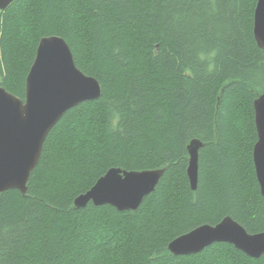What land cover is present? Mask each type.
Masks as SVG:
<instances>
[{
  "label": "trees",
  "instance_id": "trees-1",
  "mask_svg": "<svg viewBox=\"0 0 264 264\" xmlns=\"http://www.w3.org/2000/svg\"><path fill=\"white\" fill-rule=\"evenodd\" d=\"M258 0H18L0 11V87L25 99L40 41L59 36L102 95L50 132L26 194L0 192V264H264L228 243L173 255L226 217L264 232L253 151L264 92ZM193 140L199 178L188 177ZM165 169L137 211L75 200L110 169Z\"/></svg>",
  "mask_w": 264,
  "mask_h": 264
},
{
  "label": "water",
  "instance_id": "water-1",
  "mask_svg": "<svg viewBox=\"0 0 264 264\" xmlns=\"http://www.w3.org/2000/svg\"><path fill=\"white\" fill-rule=\"evenodd\" d=\"M15 1L18 0H0V11L7 10ZM254 36L258 46L264 49V0H258L256 4ZM54 53L59 54L55 62L70 67L71 75L51 70ZM80 80H87L90 87H79ZM101 95L100 82L77 67L71 47L64 38H43L26 79L25 99L0 87V192L18 190L26 194L50 132L68 111L84 102L95 101ZM254 109L258 140L253 160L264 197V92L255 100ZM202 147L199 140H193L188 147V177L192 190L198 185L199 150ZM164 174L165 169H110L90 191L75 200V207L83 209L92 203L96 207L111 206L120 212L137 211L156 191ZM102 180L105 183L101 185ZM217 243L231 244L254 259L264 256V232L250 234L231 217L215 226L203 225L180 236L170 243L169 250L176 256L192 255Z\"/></svg>",
  "mask_w": 264,
  "mask_h": 264
},
{
  "label": "snow or ice",
  "instance_id": "snow-or-ice-1",
  "mask_svg": "<svg viewBox=\"0 0 264 264\" xmlns=\"http://www.w3.org/2000/svg\"><path fill=\"white\" fill-rule=\"evenodd\" d=\"M58 55H59L58 53L53 54L54 59H53V64H52L51 70L53 72H63V73H67V74L71 75V68L70 67L60 66L55 62V57ZM78 86L83 88V89H88L90 87V83L87 80H80L78 82ZM101 182H103V183H101V185L105 183V181H103V180ZM222 227H227V225H222Z\"/></svg>",
  "mask_w": 264,
  "mask_h": 264
},
{
  "label": "bare ground",
  "instance_id": "bare-ground-1",
  "mask_svg": "<svg viewBox=\"0 0 264 264\" xmlns=\"http://www.w3.org/2000/svg\"><path fill=\"white\" fill-rule=\"evenodd\" d=\"M254 106V105H253ZM255 115V114H254ZM255 127H256V125H255ZM190 156V155H189ZM74 205H75V203H74ZM117 210V209H116ZM118 212H120V211H118Z\"/></svg>",
  "mask_w": 264,
  "mask_h": 264
}]
</instances>
